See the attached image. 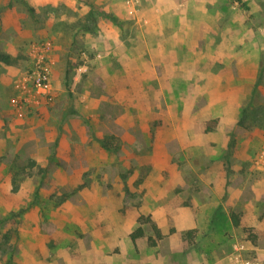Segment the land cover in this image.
Returning <instances> with one entry per match:
<instances>
[{
    "label": "rangeland",
    "instance_id": "1",
    "mask_svg": "<svg viewBox=\"0 0 264 264\" xmlns=\"http://www.w3.org/2000/svg\"><path fill=\"white\" fill-rule=\"evenodd\" d=\"M0 56V264H264V0H0Z\"/></svg>",
    "mask_w": 264,
    "mask_h": 264
},
{
    "label": "built area",
    "instance_id": "2",
    "mask_svg": "<svg viewBox=\"0 0 264 264\" xmlns=\"http://www.w3.org/2000/svg\"><path fill=\"white\" fill-rule=\"evenodd\" d=\"M40 53L35 58L36 62L34 63L33 68L30 72L27 73L26 82H29L32 89L36 92L38 97L47 98L50 92V81L48 67L43 58L42 54L47 52L46 45H42V48L39 49Z\"/></svg>",
    "mask_w": 264,
    "mask_h": 264
},
{
    "label": "trees",
    "instance_id": "3",
    "mask_svg": "<svg viewBox=\"0 0 264 264\" xmlns=\"http://www.w3.org/2000/svg\"><path fill=\"white\" fill-rule=\"evenodd\" d=\"M0 57H1V56H0ZM2 58H3V57H2ZM3 60L6 61L5 58H3ZM262 71H263V69H261V70L259 71L258 81H259L260 78H261ZM258 81H257L256 84H255L256 86H257V84H258ZM204 130H205V132H207V131L210 130V129H209V128H205ZM232 224H233V226H235V227L238 226V220H237V217H236L235 215H233ZM142 234H143L142 229H141V228H137V229H136V230L130 235V238L134 241V240L137 239L138 237L142 236ZM156 235H157V238H160V235H159V233H158L157 231H156Z\"/></svg>",
    "mask_w": 264,
    "mask_h": 264
}]
</instances>
